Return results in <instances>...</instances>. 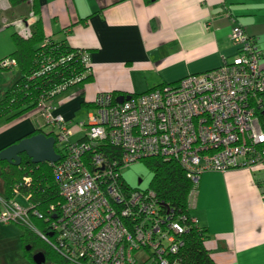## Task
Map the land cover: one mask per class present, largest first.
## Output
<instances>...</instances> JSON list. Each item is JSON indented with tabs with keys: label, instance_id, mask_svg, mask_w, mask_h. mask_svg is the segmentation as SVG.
Segmentation results:
<instances>
[{
	"label": "built area",
	"instance_id": "1",
	"mask_svg": "<svg viewBox=\"0 0 264 264\" xmlns=\"http://www.w3.org/2000/svg\"><path fill=\"white\" fill-rule=\"evenodd\" d=\"M231 37L238 51L218 68L123 102L112 91L99 92L95 111L79 121L80 140L71 139V122L54 113L52 99L40 100L45 133H53L61 148L53 173L63 196L51 223L53 240L42 236L68 264H169L166 253L181 244L177 235L184 229L174 210L153 189L125 185L126 165L176 160L194 180L195 194L203 172L264 168L258 115L264 109V54L244 26L235 25ZM84 61L91 66L89 52ZM108 145L118 149L112 159L104 152ZM261 189L264 202V180ZM15 192L28 202L29 195L18 187ZM3 204L0 222L30 220L29 205L13 198Z\"/></svg>",
	"mask_w": 264,
	"mask_h": 264
},
{
	"label": "crops",
	"instance_id": "2",
	"mask_svg": "<svg viewBox=\"0 0 264 264\" xmlns=\"http://www.w3.org/2000/svg\"><path fill=\"white\" fill-rule=\"evenodd\" d=\"M1 1L0 17L17 14L24 18L18 31L31 30L36 21L31 1L18 6ZM38 1L46 35L90 53L92 80L53 101L54 113L71 122V139L83 138L79 121L95 111L99 92L137 95L231 59L238 51L231 37L237 24L257 39L264 54V0ZM37 112L11 125L0 119V148L31 132ZM263 180L262 167L201 174L192 213L209 231L205 244L214 264H264Z\"/></svg>",
	"mask_w": 264,
	"mask_h": 264
},
{
	"label": "trees",
	"instance_id": "3",
	"mask_svg": "<svg viewBox=\"0 0 264 264\" xmlns=\"http://www.w3.org/2000/svg\"><path fill=\"white\" fill-rule=\"evenodd\" d=\"M9 1L13 6L31 1L32 12L36 16V21L28 33L18 30L13 32L15 48L0 58V70L17 67L11 83L0 87V119L12 121L39 106L41 99H52L72 86L83 85L92 80L93 73L92 67L84 61V56L89 52L87 49L73 47L65 40H56L46 35L38 0ZM11 60H15L16 64H4L5 61ZM162 85L164 83L160 86ZM115 95L118 98L116 93ZM258 115L264 130V109L259 111ZM36 117V121L40 118L43 120L41 111L37 112ZM46 128V123L37 122L36 127L23 137L49 131ZM3 148H0V151ZM56 151L61 152L58 145ZM117 151L118 149L111 145L104 149L108 159H112ZM144 161L153 171L152 181L146 189H153L157 199L163 200L174 210L172 216L184 229L177 235L178 242L181 243L177 250L166 253L168 263L214 264L205 244L210 236L209 231L198 223L192 213L196 195L194 180L176 160L153 157ZM0 177L3 180L5 199L13 198L17 187L21 193L29 195L30 220L16 222L26 231L24 241L31 246L28 251L30 256L33 257L35 249L40 248L52 264H68L67 259L42 236L48 235L49 239L53 240L51 223L63 203V196L55 181L53 163H34L25 153L22 154L18 165L0 159ZM26 177L30 179L28 182L25 181ZM122 182L132 187L123 176Z\"/></svg>",
	"mask_w": 264,
	"mask_h": 264
},
{
	"label": "rangeland",
	"instance_id": "4",
	"mask_svg": "<svg viewBox=\"0 0 264 264\" xmlns=\"http://www.w3.org/2000/svg\"><path fill=\"white\" fill-rule=\"evenodd\" d=\"M7 17V15H5V17H0V58H2V56L4 57L8 55L12 50H14L15 46L13 44L14 42L12 40V34L15 29L20 30L21 28L23 30L24 28V18H20L21 16L14 14L12 15L13 19H8ZM17 20L21 21V25H18L16 23ZM16 72L17 67H12L11 69L4 71L0 70V87H4L5 84L9 85L12 79L11 76ZM77 86H72L67 90H64L61 93L57 94L56 96L69 92H76ZM55 97L52 98V101H54ZM34 110L41 111V107L37 106L31 111ZM90 110L94 111V108H91ZM82 117L86 116L83 115ZM18 119H20V117H17L12 121H7L6 119H2L1 121L5 124L11 125V122H15ZM38 122L45 124V122L41 118ZM46 130H48V127L46 128ZM78 137L79 135H76L72 138V140L75 141ZM122 174L125 181L130 186L141 189L148 188L153 178V171L144 160L135 161L129 165L124 166L122 168ZM139 179H142L141 183H139ZM4 196L5 192L3 189V180L0 177V215L1 211H3L4 209ZM13 199L19 201L23 206L28 205L26 198L22 194L15 195ZM25 234L26 231L23 226H21L14 220L5 223L0 222V264H35L32 259L33 257L30 256L28 252L29 250L27 249L30 244H27L26 241H24ZM36 249L34 253L38 252Z\"/></svg>",
	"mask_w": 264,
	"mask_h": 264
},
{
	"label": "water",
	"instance_id": "5",
	"mask_svg": "<svg viewBox=\"0 0 264 264\" xmlns=\"http://www.w3.org/2000/svg\"><path fill=\"white\" fill-rule=\"evenodd\" d=\"M131 96L120 95L118 96V102H123L126 99H130ZM26 154L32 162H57L61 155L56 151V138L54 135H49L45 132L37 133L31 136H26L20 139L18 142H14L0 151V159L6 160L15 164H20L22 154ZM142 179H139V183ZM28 250L31 249L29 245ZM33 260L36 264H44L46 257L42 251H38L33 254Z\"/></svg>",
	"mask_w": 264,
	"mask_h": 264
},
{
	"label": "flooded vegetation",
	"instance_id": "6",
	"mask_svg": "<svg viewBox=\"0 0 264 264\" xmlns=\"http://www.w3.org/2000/svg\"><path fill=\"white\" fill-rule=\"evenodd\" d=\"M37 251H42L40 248L37 249ZM43 252V251H42ZM45 255V254H44ZM46 257V256H45ZM44 264H52L48 258H46V262Z\"/></svg>",
	"mask_w": 264,
	"mask_h": 264
},
{
	"label": "bare ground",
	"instance_id": "7",
	"mask_svg": "<svg viewBox=\"0 0 264 264\" xmlns=\"http://www.w3.org/2000/svg\"><path fill=\"white\" fill-rule=\"evenodd\" d=\"M129 96V95H128ZM131 96V95H130ZM132 97V96H131Z\"/></svg>",
	"mask_w": 264,
	"mask_h": 264
}]
</instances>
